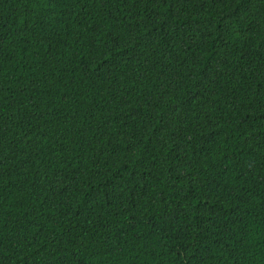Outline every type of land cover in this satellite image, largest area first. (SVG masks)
Masks as SVG:
<instances>
[{
    "label": "trees",
    "instance_id": "obj_1",
    "mask_svg": "<svg viewBox=\"0 0 264 264\" xmlns=\"http://www.w3.org/2000/svg\"><path fill=\"white\" fill-rule=\"evenodd\" d=\"M0 264H264V0H0Z\"/></svg>",
    "mask_w": 264,
    "mask_h": 264
}]
</instances>
